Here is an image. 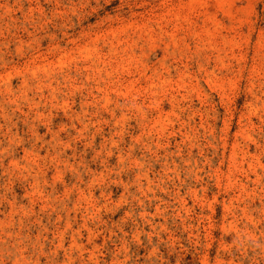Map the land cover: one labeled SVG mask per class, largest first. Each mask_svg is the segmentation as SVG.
I'll use <instances>...</instances> for the list:
<instances>
[{
    "label": "rangeland",
    "instance_id": "rangeland-1",
    "mask_svg": "<svg viewBox=\"0 0 264 264\" xmlns=\"http://www.w3.org/2000/svg\"><path fill=\"white\" fill-rule=\"evenodd\" d=\"M0 264H264V0H0Z\"/></svg>",
    "mask_w": 264,
    "mask_h": 264
}]
</instances>
